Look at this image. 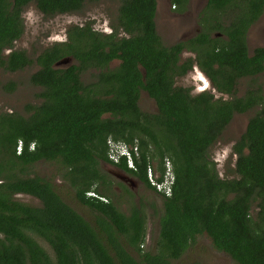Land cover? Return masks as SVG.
Returning a JSON list of instances; mask_svg holds the SVG:
<instances>
[{
    "label": "trees",
    "instance_id": "16d2710c",
    "mask_svg": "<svg viewBox=\"0 0 264 264\" xmlns=\"http://www.w3.org/2000/svg\"><path fill=\"white\" fill-rule=\"evenodd\" d=\"M87 1L93 0H0V69L36 64L29 82L41 87L37 95L43 97L22 111L0 112V264H170L201 235L233 264H264V93L254 85L255 74L264 70V47L249 54L245 39L264 0H207L199 23L209 24L202 22L193 37L169 44L156 31L157 0H119L117 25L108 33L89 22L71 24L64 41L34 58L12 49L23 31L26 4L53 15L78 11ZM170 1L182 10L188 0ZM225 17L229 27L221 28ZM213 29L229 39L211 36ZM183 48L194 55L182 59ZM66 55L73 62L54 66ZM194 64L215 91L231 98L214 99L211 91L194 93L191 86L176 84ZM89 68L93 80L84 83L81 74ZM243 76L250 83L236 95ZM140 90L154 101L155 111L140 107ZM250 111L232 146V176L221 177L209 149L234 115ZM114 142L136 145L137 154L130 150L133 168L124 156L115 164L159 195L154 251L140 247L141 209L126 214L110 198L113 182L100 166L109 161ZM165 159L172 168L169 195L147 176L155 164L154 179L162 182ZM41 160L62 171L94 220L62 196L63 185L31 170ZM90 190L95 195H87ZM19 193L40 204L18 200Z\"/></svg>",
    "mask_w": 264,
    "mask_h": 264
},
{
    "label": "rangeland",
    "instance_id": "374dc122",
    "mask_svg": "<svg viewBox=\"0 0 264 264\" xmlns=\"http://www.w3.org/2000/svg\"><path fill=\"white\" fill-rule=\"evenodd\" d=\"M200 1L201 0H189L187 8L181 11V14L175 15L162 10V5L166 0H157L155 13L156 31L164 44L174 43L180 39L193 37L200 31L198 23L199 15H197ZM204 2L205 0L203 4ZM118 5L119 0H93L85 2L83 7L75 12L44 15L33 3H28L22 8L21 12L23 23L22 34L13 42L12 49H23L27 52L29 57L34 58L51 43L64 41L66 39V28L71 24L89 22L95 30L108 33L111 31L113 25H117L116 15ZM118 29L119 31L121 30L119 27ZM247 45L249 51L256 46L264 45V9L260 17L249 28ZM10 50L11 48L4 49V53L6 54ZM188 53L189 52H182V57H185ZM63 57H70V55ZM70 60L73 62L72 58H70ZM36 69L37 65L34 63L16 71H5L0 69V112L12 110L22 111L24 105L27 103L35 105L40 104L43 97L37 94L41 92V87L35 86L29 82L30 74ZM93 69L94 68H89L81 74L84 83L93 80V75L91 74V71H94ZM258 80L264 87V71L259 76ZM10 83H12V87H9ZM175 83L191 86L192 92L194 93L213 91L208 79L196 66H193L184 76L176 78ZM246 84L247 80L240 83L238 94L244 92ZM140 92V107L144 110H150L151 112L155 111L156 106L154 101L147 97L144 90H140ZM251 113L252 112H248L246 113L247 115L234 117L209 149L211 159L215 162L217 171L221 177L232 176L230 172L236 159V154L233 153L232 146L235 139L243 132L247 116L251 115ZM100 168L108 172V167L105 164H102ZM31 170L51 179L56 185H63L61 192L62 196L89 220H94V212H91L87 206L84 207L79 203L74 196L72 188L69 187L68 182L60 176L62 171H57L53 165L42 160L35 162ZM152 171L155 176L158 175L155 164L153 165ZM167 178H169V176H167ZM112 182L113 185H117V187L121 189L119 190L120 192H123L122 190H124L125 186H123V188L122 186L120 187V184L116 182L114 178H112ZM115 192L118 193L116 190ZM117 196L122 199L115 196L114 202L117 203L118 208L122 212L129 213L133 208L141 209L146 220V242H144L142 249L154 251L158 235L159 216L162 213L159 195L148 187L138 185L133 193L125 196L119 194ZM15 198L30 205L40 204V200L37 197L29 194L19 193L16 194ZM255 210L256 208L252 207L251 213ZM43 246L48 250V253L51 254L48 246L44 244ZM195 261L198 264H233L226 258L225 254L215 251L209 246V240L205 235L197 236L195 241L182 253V255L178 259H172L170 264H191Z\"/></svg>",
    "mask_w": 264,
    "mask_h": 264
},
{
    "label": "flooded vegetation",
    "instance_id": "af4514ba",
    "mask_svg": "<svg viewBox=\"0 0 264 264\" xmlns=\"http://www.w3.org/2000/svg\"><path fill=\"white\" fill-rule=\"evenodd\" d=\"M203 1L204 0H201L200 1V3H199V5H198V9H197V15H199V17H198V23H199V20L201 19V11H202V9H203V7H204V5L206 4V1L207 0H205V2H204V4H203ZM188 2H189V0L187 1V3H186V6H185V8H183L182 10H179L174 4H172L171 3V1L170 0H166V2H164L163 3V5H162V10L163 11H167L168 13H170V14H175V15H177V14H181L182 12L181 11H184L186 8H187V5H188ZM199 10V11H198ZM262 14V13H261ZM260 14V15H261ZM260 15L258 16V18L260 17ZM257 18V19H258ZM256 19V20H257ZM255 20V21H256ZM254 21V22H255ZM202 22H205V23H208L209 24V22L206 20V19H203L202 20ZM201 22V23H202ZM253 22V23H254ZM201 23H199V26H200V29H202V25H201ZM253 23H251L250 25H249V27L247 28V30H246V32H245V39H246V46H247V52L250 54V53H252V50L254 49V48H256V47H264V45H259V46H256V47H254L251 51H249V49H248V45H247V37H248V32H249V28L251 27V25L253 24ZM208 24H207V26H208ZM229 24H230V20H228L226 17L225 18H223V20H221V28L222 27H229ZM228 32V31H227ZM197 34V33H196ZM195 34V35H196ZM194 35V34H193ZM211 36H217V37H219L220 39H226V40H228L229 39V37H228V35L227 34H225L224 32H221V31H218V29H213V30H211ZM180 40H186V39H180ZM179 41V40H178ZM182 52H189L185 57H187V56H193L194 55V52H192V51H188V50H186V49H182L181 50V53H180V57L183 59V58H185V57H182ZM263 63H264V61H263ZM68 65V64H67ZM54 66H56V67H64V66H66V64H62V65H55L54 64ZM193 66H196L197 67V65L196 64H194ZM193 66H192V68H193ZM191 68V69H192ZM190 69V70H191ZM199 69V68H198ZM264 71V70H263ZM263 71L262 72H259V73H257V74H255V76H256V78H254V85H255V87L257 86V85H259L260 87H261V92H263L264 93V87L259 83V80H258V78H259V76L263 73ZM203 73V72H202ZM204 74V73H203ZM205 75V74H204ZM205 77H206V75H205ZM207 78V77H206ZM208 79V78H207ZM245 80H247V84H246V89H247V87H248V84L250 83V78L248 77V76H243V77H240V78H238V80H237V83H236V85H235V88H236V91H234V93L236 94V95H242L244 92H245V90H244V92L242 93V94H238V88H239V85H240V83L241 82H245ZM208 81H209V79H208ZM209 83H210V81H209ZM211 85V84H210ZM213 89V91H212V93H213V95H214V99H216V98H219V97H221V99H229V98H231V95L230 94H222V93H219V92H217V91H215V89L214 88H212ZM145 94H146V92H145ZM147 95V94H146ZM264 95V94H263ZM147 97H148V95H147ZM149 98V97H148ZM150 99V98H149ZM152 100V99H151ZM250 112H252V111H250ZM248 113V112H247ZM242 115H247L246 113L245 114H242ZM234 117H240V116H236V115H234ZM233 117V118H234ZM248 117V116H247ZM245 124H246V122H245ZM129 145V144H128ZM110 161V160H109ZM106 162V163H104L107 167H108V173L110 174V178L112 179V178H114V180L116 181V182H118L119 184H120V187L122 186V188H123V186H125L124 187V190H122L123 192H120L119 190H121V189H119L118 187H117V185H112V187H113V192L110 194V198L112 199V200H114V197L116 196L117 198H119V199H122L121 197H118L117 195H119V194H121L122 196H125V195H127V194H130V192L131 193H133V191H135V189L138 187V185H141V186H144V187H146L145 185H144V183L141 181V180H139V179H137V178H135L134 176H132V175H130L129 174V172L127 171V170H125V169H123V168H121V167H119V166H117L115 163H111V162ZM117 163V162H116ZM127 168H130V167H128L127 166ZM112 171V172H111ZM120 173L121 175H122V177L121 176H117L116 174H114V173ZM115 190L116 191H118V193H116L115 192ZM128 192V193H126V192ZM125 192V193H124ZM115 193V194H114ZM125 200V199H124ZM116 202H118V201H116ZM117 204V203H116ZM127 214H129L128 212H126ZM145 219V218H144ZM145 222H146V220H145ZM144 242H146V240H145V235H144V239H143V241L141 242V244H140V247L142 248L143 247V245H144ZM190 246V245H189ZM188 246V247H189ZM187 247V248H188ZM186 248V249H187ZM180 257V256H179ZM179 257H177V258H175V259H178ZM170 261H172V260H170ZM193 263H195V264H198L196 261L195 262H192L191 264H193Z\"/></svg>",
    "mask_w": 264,
    "mask_h": 264
},
{
    "label": "clouds",
    "instance_id": "9594fccd",
    "mask_svg": "<svg viewBox=\"0 0 264 264\" xmlns=\"http://www.w3.org/2000/svg\"><path fill=\"white\" fill-rule=\"evenodd\" d=\"M110 147H112V149L115 151V154L117 155L116 159H113L110 156V150L107 154V158L112 161L113 163H116L119 161V159L124 156L125 157V162L126 165L130 168L134 167V163H133V158H132V154L130 153V150L133 151V153L137 154V147L136 145H126L122 142H114V143H110ZM21 148V142L18 141L17 145H16V151L19 152ZM122 148H123V152H122ZM127 154H126V153ZM164 176H163V180L162 182L168 181V179L171 180V182H169V187L171 186L172 183V168H171V163L168 159H165L164 161ZM150 174H153V171L151 169V167H149V169H147V176H149ZM167 176H169V178H167ZM149 179V178H148ZM158 191V190H157ZM161 192V191H159ZM87 195H95V192L93 190H90L88 192H86Z\"/></svg>",
    "mask_w": 264,
    "mask_h": 264
},
{
    "label": "built area",
    "instance_id": "2783aa9c",
    "mask_svg": "<svg viewBox=\"0 0 264 264\" xmlns=\"http://www.w3.org/2000/svg\"><path fill=\"white\" fill-rule=\"evenodd\" d=\"M123 148H122V152H123ZM126 153V152H125ZM127 154V153H126ZM110 156L113 159H116L117 155L115 154V151L112 149V147H110ZM149 181L151 182L152 185H154L156 187V190L163 192L166 195H169L170 193V187H169V182H171L170 179H168V181L165 182H157L154 179V175L150 174L148 176Z\"/></svg>",
    "mask_w": 264,
    "mask_h": 264
},
{
    "label": "water",
    "instance_id": "95a60500",
    "mask_svg": "<svg viewBox=\"0 0 264 264\" xmlns=\"http://www.w3.org/2000/svg\"><path fill=\"white\" fill-rule=\"evenodd\" d=\"M70 58L71 57H61L60 59H58L56 62H55V65H62V64H70L71 63V60H70ZM112 172V171H111ZM114 174H116L117 176H121L122 177V175L120 174V173H114Z\"/></svg>",
    "mask_w": 264,
    "mask_h": 264
}]
</instances>
